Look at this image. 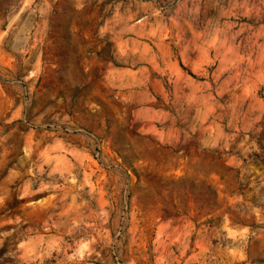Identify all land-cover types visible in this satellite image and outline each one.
<instances>
[{
    "label": "rangeland",
    "instance_id": "1",
    "mask_svg": "<svg viewBox=\"0 0 264 264\" xmlns=\"http://www.w3.org/2000/svg\"><path fill=\"white\" fill-rule=\"evenodd\" d=\"M0 264H264V0H0Z\"/></svg>",
    "mask_w": 264,
    "mask_h": 264
}]
</instances>
